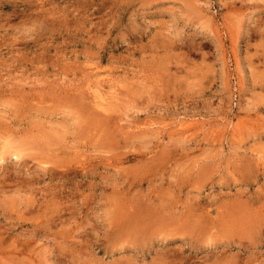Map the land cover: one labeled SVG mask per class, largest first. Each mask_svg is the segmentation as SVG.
<instances>
[{"label": "rangeland", "instance_id": "1", "mask_svg": "<svg viewBox=\"0 0 264 264\" xmlns=\"http://www.w3.org/2000/svg\"><path fill=\"white\" fill-rule=\"evenodd\" d=\"M13 263L264 264V0H0Z\"/></svg>", "mask_w": 264, "mask_h": 264}, {"label": "bare ground", "instance_id": "2", "mask_svg": "<svg viewBox=\"0 0 264 264\" xmlns=\"http://www.w3.org/2000/svg\"><path fill=\"white\" fill-rule=\"evenodd\" d=\"M88 81V80H87ZM96 82V81H95ZM92 83V82H91ZM95 84V83H94ZM89 85V84H88ZM100 85V84H99ZM94 86V85H93ZM97 86V85H96ZM94 88V87H93ZM96 88V87H95ZM100 88V87H99ZM97 89V88H96ZM101 89V88H100ZM102 90V89H101ZM92 92V91H91ZM92 95V94H91ZM91 99H92V97H91ZM93 102V101H92ZM96 102V101H95ZM100 102V101H99ZM102 103H103V101H102ZM105 103H106V101H105ZM99 104V103H98ZM93 106H94V104H92ZM103 106V105H102ZM108 106H109V104H108ZM101 111V110H100ZM102 112V111H101ZM106 114H108V113H106ZM106 119V118H105ZM20 154V153H19ZM15 155V154H14ZM17 156H19L18 154H17ZM42 205V204H41ZM19 215H21V214H19ZM142 219V218H141ZM10 245V244H9ZM3 246V245H2ZM11 246V245H10ZM4 247H6V246H4ZM15 250V249H14ZM16 251V250H15ZM16 259V258H15ZM11 260V259H10ZM12 263V262H11ZM14 264V263H13Z\"/></svg>", "mask_w": 264, "mask_h": 264}]
</instances>
